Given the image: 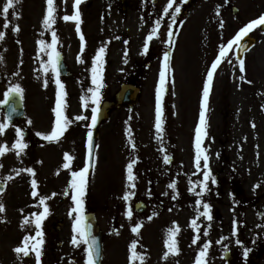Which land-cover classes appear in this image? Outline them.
I'll use <instances>...</instances> for the list:
<instances>
[{"label":"rangeland","instance_id":"rangeland-1","mask_svg":"<svg viewBox=\"0 0 264 264\" xmlns=\"http://www.w3.org/2000/svg\"><path fill=\"white\" fill-rule=\"evenodd\" d=\"M246 1L254 2V6L264 4V0H186V2L176 0L181 12L172 26L175 33L174 43L169 45L166 43L169 30L167 25L172 23V20L170 15H163V8L166 7L168 0H161L157 5H154L152 0H140L142 7H149L147 10L135 7L137 0H127L125 14L122 12L121 0H82L79 5L80 30L85 41L82 53L76 23L63 20V16L74 14V0H55L56 22L51 29H45L43 25L47 9L46 0H20L15 9L18 17L10 13L8 29L3 27L5 19L0 15V31L6 33L5 39L0 41V56L3 57V61L0 62V98L4 97L9 82L19 83L25 90V107L27 106L31 117H34L35 111L39 109L42 99L47 102L48 96L56 98L57 87L52 74L49 72L46 77L41 69V60H47V56L40 52L38 43L41 39L51 43L52 31L57 33V50L64 53L62 51L64 49L67 53L65 61L74 74L71 79L68 78L66 85L68 82H79L81 74L89 77L92 60L101 47L105 48L102 68L104 87L101 89L102 97L105 94L103 100L108 99L106 95L108 92L109 95L111 92H118L122 84L130 83L132 80L139 82L141 95L131 108L132 111L124 108L116 114V118L119 117L121 145L124 147L121 151L123 163L121 167L116 163L114 166L104 165L97 168L98 176H94L92 185L94 202L92 209L94 213L96 212L97 223L103 234L102 264H129L130 244L127 241L130 236L126 233L125 227L127 211L120 199L122 190H137L138 187L142 200H147L148 197L153 199L154 192H158L162 198L172 199L177 192L178 195L183 194V189H176V192L172 189L166 190L171 182L175 181L177 187H190V179L202 180V171L194 175L197 172L194 166V141L195 129L199 124L207 65L214 54L218 53L220 45L226 43L237 28L233 23L237 16L232 14L231 7L237 6L241 9L239 13H245L246 7L242 8L238 4ZM4 2L5 0H0V7ZM150 7H153V10ZM217 9L220 12L219 16L216 15ZM263 10L264 8H259L258 12H254V16ZM240 18L245 20L246 16L242 14ZM157 19L161 20L159 36L149 42V51L145 54L143 52L145 39ZM221 21L224 23L223 28L220 27ZM15 25L19 26V32L12 31V26ZM256 36L254 49L256 57H252L254 54L252 53L247 60L246 66L250 70L247 79L249 81L253 79L254 67L258 68L261 71L259 74L261 87L264 85V31L260 30ZM109 42L111 45L107 50ZM166 51L171 53L165 86L168 87L169 94L166 95L165 92L161 101L164 129L161 142L157 140L155 130L156 89ZM78 56L83 62L78 61ZM230 58L234 59L232 56ZM79 63L84 65L86 72L83 70L75 74L74 67ZM230 66L233 65L227 60L218 66L215 92L210 91L205 113L207 136L202 142V148L207 150L209 168L212 176L216 178V183H212L210 178L209 190L202 197L190 192L192 212L189 215L182 212L181 220L178 219L175 224V228L179 226L176 235L178 254L164 257V253L168 251L165 241L169 229H173L174 226L164 231L162 226H157L152 220L149 221L147 228L142 231L144 236L137 247V252L146 254L143 264H194L198 252L209 241L211 244L208 249V264H225L217 181H223L225 187L221 196H232L229 182L241 185L246 196L258 195V198L264 196V101L259 100L258 92L252 84V90L247 98V111L242 117L230 98L223 99V94L228 90L224 87H230L234 80ZM233 70H236L235 66ZM16 73L19 75H15ZM45 79L48 80L47 87L44 86ZM236 80L238 81L237 78ZM61 81L64 84L62 79ZM129 135L136 145L135 150L129 144ZM161 147L166 149V153L160 151ZM111 152L114 158L116 150L113 149ZM165 154L172 157L169 164L163 162ZM133 158L137 159L134 174H138V184L134 189L127 186L126 172V166ZM201 164L203 165V161ZM122 167L125 171L123 175ZM70 189L69 183L63 181L56 190L63 202L69 201L68 197L72 195ZM65 191L68 195L64 194ZM8 196L9 193L8 195L6 193L0 197V202L5 201ZM196 199H201L211 206L212 220L200 217L198 220L200 238L193 244V238L197 233L194 231L193 236L190 234L192 228L190 221L197 216ZM146 204L148 207L145 218L155 211L154 201H148ZM63 211H69L67 206H63ZM181 211H185L184 207L181 205L179 209L177 206L176 214L179 215ZM200 211H203L202 206ZM176 214L171 213L170 217ZM66 216L61 215L62 218ZM13 230L15 233L12 232L9 237L0 234V264H37L36 257L28 259L14 252V248L21 244L23 237H20L21 233L19 234L15 228ZM204 231L208 232L207 236L203 234ZM64 234L68 236L67 229L61 233V238ZM15 239L20 242L16 244ZM135 240H138V235ZM71 245L70 239H67V246ZM83 253L85 254L84 250ZM85 259L86 256L82 264H85ZM66 261L70 264V260ZM136 264H140V261L137 260Z\"/></svg>","mask_w":264,"mask_h":264},{"label":"flooded vegetation","instance_id":"flooded-vegetation-1","mask_svg":"<svg viewBox=\"0 0 264 264\" xmlns=\"http://www.w3.org/2000/svg\"><path fill=\"white\" fill-rule=\"evenodd\" d=\"M135 7L139 9H148L146 7H142L140 4V0H137ZM146 2V1H145ZM240 7H246L245 13L241 12L239 7H231L232 14L237 16V19L233 22L236 24V30L231 34V36L226 40V42L232 39L236 33L242 28L244 25L248 24L250 21L257 19L259 16L264 15V10L260 12L256 17L254 16V12H258L259 8H264V4H259L254 6V2L246 1L240 2L238 4ZM153 10V7H150ZM246 16V19L240 18L241 15ZM262 31L260 28H254L247 35L252 37V39L257 42V33ZM246 37V36H245ZM111 43H107V50ZM255 46L244 56L245 62V71L241 73L239 71V63L236 58V50L233 49L232 52L229 53V57H234L230 66L231 75H234L233 83L230 84V87L225 86L224 88L228 89L223 94L224 98H230L233 104L236 106L237 110L240 111V116L244 117L246 114V107L248 97L252 90L251 85L256 88L258 92V98L262 102L264 101V85L260 87V77L259 74L261 71L254 67L253 74V82L249 83L247 79L250 70L249 67L246 66L247 60L249 56L256 57L254 49ZM63 48V47H62ZM61 48V49H62ZM60 52L63 56V60L66 63V55L64 49ZM67 54V53H66ZM218 54V53H217ZM212 57L207 68L209 69L211 63L215 59L216 55ZM109 56V52H108ZM226 61V60H224ZM223 63V62H222ZM236 67V70H233V67ZM76 68V72L83 71L86 72L84 65L79 63ZM207 69V70H208ZM71 76L68 78L71 79L73 77V73L71 72ZM81 80L76 83L68 82L66 85V81L68 78L60 77L64 81L65 91L67 93L66 96V108L65 112L69 119L73 120V123L68 127V131L65 132L64 136L59 140V142H49L41 137L36 135L37 132L48 134L51 132L55 116L52 109L55 107L56 98L54 96L47 99L45 102L42 99V103L40 104L39 109L34 113V117L28 113L27 106L25 107V98L23 100V108L25 109V116L22 119L15 118L12 122L11 126L6 130L3 136H0V144L7 143L10 147L15 141V127H20L24 130L25 133V141L28 143V148L25 152L17 157L14 152L7 153L4 157H0V163L3 164V168H0V180H3L4 177L8 175H12L13 179L6 182V185L3 187L2 192H0V197H3L6 193L9 196L5 201H2L5 211L0 213V234L6 237H9L11 233H15L13 228H15L20 237H24L26 235H35L34 224L23 225V220L25 216H30L31 213L42 211V207L38 208V200L39 196L50 197L46 203L49 207L50 214L43 221V232H44V245L42 252V261L41 264H65L66 260H70V264H82L84 260L83 250L85 249V245L81 244L80 247H75L71 243V239L73 236L72 225L73 218L69 217V211L72 207H74L71 196L68 197L69 201H62V198L59 197L56 193V190L61 186L62 182H68L72 179L71 172L68 169L63 167L64 154L68 153L74 157V160L71 164V170L79 171L86 164L87 159V127L86 124L90 123L89 121H76L74 118L78 115H85L91 117V109L89 108L85 111L81 105V96H90L91 93H88V88L94 87L91 81V74L89 77L87 75H79ZM243 77V79H241ZM238 79V81L236 80ZM85 80V81H84ZM135 81V80H134ZM217 81V73L214 75V81L211 88V92H215V86ZM117 92H109L107 95L108 99H105V94L102 97L101 94V102H100V110L102 107V103L111 102ZM256 95V94H255ZM4 97L0 98L2 101ZM225 100V99H224ZM227 102H229L227 100ZM4 104H0V121H3L6 118V110L3 108ZM35 107L37 105L35 104ZM124 109V108H123ZM121 110H114L110 114L109 119L102 123L100 128L97 131L93 130L94 142L97 146L94 151V166L90 167L89 173L87 175V186L84 196V206H85V215L93 212V197H92V185L94 182V176L96 174V169L99 167L105 166H114L117 165L121 167L123 163L122 153L121 151L124 149L121 145V136H120V126H119V117L116 118V114ZM132 111L131 109L129 110ZM28 115L30 118H28ZM28 120H31L32 123L29 125L27 123ZM115 149V157L112 158L111 150ZM136 165V164H135ZM33 168L35 170V179L37 180V192L38 196L33 197L31 188V180L33 177L28 174L26 171L20 173V175H16L13 169H27ZM123 168V167H122ZM124 168L121 170V175L124 174ZM98 176V175H97ZM138 174H136V177ZM123 177V176H122ZM137 180L135 184L137 186ZM234 182H229V185L232 186ZM239 185V184H238ZM218 186V196H219V207H220V218H221V228H222V238L223 239V250H224V260L225 264H264V196L263 198H258V195H244L242 186L239 187V192H236L235 189L232 191V196H221L224 191L223 181H217ZM183 189V194L178 195L176 199L162 198L158 192H154L155 197L151 199L147 198V202L142 200L141 191L137 190H129L124 189L120 193V199L125 205L124 209L127 211L128 206L132 207L133 216L132 219L129 220L127 215L125 214V224L126 233L130 236L128 238L127 243L131 245V243L135 240V237L138 235L137 247L139 246V241H141L144 233L142 232L147 228L149 221L152 220L157 224V226H162L164 231H167L170 226H174L175 228L176 221L181 220L182 212H185V215H189L192 212L190 208V198H189V187L181 186L176 189ZM170 188H166L169 190ZM10 191V192H9ZM132 191L135 195L129 200L125 201L123 196L126 192ZM70 192L73 194V190L70 189ZM56 195L53 196L52 194ZM241 193L242 196H237ZM176 200V202L174 201ZM148 201H154V213H150L148 217L145 218V214L147 212V204ZM67 206L69 211H63V206ZM181 205L184 207L185 211H181L179 215L176 214L177 206L181 209ZM23 209V212H21ZM171 213H175L177 215H173L170 217ZM61 215H67L66 217H61ZM75 216V213H73ZM61 217V218H60ZM234 222L236 225V235H233V226ZM136 223H142V228L139 234H135L131 231V228ZM23 225V226H22ZM68 230V236L63 235L61 238V233L64 230ZM154 231V230H153ZM115 232L117 230L115 229ZM194 230L190 228V234L193 236ZM181 237L183 236L180 235ZM19 237V239H21ZM8 239V238H7ZM67 239H70L71 246H67ZM16 240V244L20 242ZM236 240L241 241L240 245H237ZM13 245V247L16 246ZM20 245V244H19ZM18 245V246H19ZM73 247V248H72ZM248 249V256L245 257L243 255L244 250ZM140 251V250H139ZM188 253L191 254V251L188 250ZM142 256L146 257L145 253L140 252ZM35 257V254H30L26 258L32 259ZM66 264H69L66 261Z\"/></svg>","mask_w":264,"mask_h":264},{"label":"snow or ice","instance_id":"snow-or-ice-1","mask_svg":"<svg viewBox=\"0 0 264 264\" xmlns=\"http://www.w3.org/2000/svg\"><path fill=\"white\" fill-rule=\"evenodd\" d=\"M20 2V0H5L2 7H0V15H2L5 19V23L3 27L5 29L9 28L8 19L10 13L14 17H18V14L15 12L16 5ZM82 0H74V14L72 15H65L63 16L64 21H74L76 23V31L80 34V41H81V53L85 47L84 36L80 30V23H81V12L79 10V5L81 4ZM182 2H186V0H182ZM47 9L46 13L43 17V25L45 29H51L52 26L56 22V7H55V0H46ZM174 5H176L174 7ZM181 7L176 4V0H168L166 7L163 8V15L164 16H171L172 23L168 24V31L167 37L168 40L166 43L172 45L174 43V36L175 33L172 31V26L175 23L176 17L180 14ZM216 15L219 16L220 12L217 9ZM264 25V15L259 16L257 19L250 21L248 24L244 25L236 35L228 40L226 43L221 44L218 50V54L216 55L215 59L211 63L209 69L207 70L206 80L203 87L202 93V102H201V111L199 116V124L195 129V141H194V148H195V157H194V166L197 170L194 175L199 174L202 171L203 178L202 180L192 181L189 180L190 187L189 192L193 193L197 197H202L209 189H208V181L211 178L212 183H216V178L212 176L211 169L209 168V155L207 154V150L202 148V142L207 136V121H206V109L209 100L210 91L214 81V75L217 72L218 66L224 61L227 60L228 63H232L231 58L229 57V53L233 51L234 46L235 50L239 52L241 48L244 46L241 44L242 39L248 35L250 31L254 28ZM220 27H224L223 21L220 22ZM161 28V20L157 19L154 22L151 31L147 35L144 45H143V52L146 54L149 51V42L152 41L154 38H158L159 30ZM12 31L19 32V26L15 25L12 26ZM6 33L4 31H0V41L5 39ZM43 35V33H42ZM19 43V41H17ZM40 46V52L44 53L47 56V60H41V69L44 72L45 76L52 74L54 78V82L57 87L56 92V102L55 107L52 109L55 120L52 127V130L48 134L37 132L36 135L41 137L42 139L49 141V142H59V140L64 136L65 132L68 131V127L73 123L72 119L66 115L65 108H66V96L67 93L65 91V85L60 79L61 70L59 68L60 64V57L61 53L57 50L58 44V37L55 31L51 32V43L41 39L38 41ZM127 44V41H125ZM104 54L105 48L101 47L98 52L96 53L95 57L92 60V67H91V81L94 87L88 88V93H91L90 96H81V105L82 108L87 111L89 108L91 109V117L85 116L83 114L76 116L74 119L76 121H89L90 123L86 124L87 127V159L85 166L80 169L79 171L71 170V164L74 160V157L68 153L64 154V161L63 167L65 169L70 170L71 172V181L69 187L73 190V194L71 199L73 201L74 207H72L69 211V217L73 218V225L72 231L73 236L71 239V243L75 247H80L81 244L85 245V264H98V261L101 258L102 250L100 246V242L98 239L92 235L91 223L88 220V217L85 215V206H84V196L87 186V175L89 173L90 167L94 166V151L97 147L94 142L93 130L97 126V122L99 119V112H100V102H101V89L104 87L103 83V64H104ZM127 55V53H125ZM170 57L171 53L169 51L164 52L163 55V64L159 73L160 79L159 84L156 89V108H155V130L157 133V140L162 142L163 137L162 133L163 129V109H162V97L166 91V73L170 67ZM237 60L239 63V71L243 73L245 71V62L243 59L237 55ZM3 61V57L0 56V62ZM78 61L83 62L80 60L78 56ZM22 63V61H21ZM127 63V60H125ZM15 75H19L16 73ZM243 79V77H241ZM250 83V81H249ZM48 80H44V86L47 87ZM24 88L19 83L9 82L7 90L4 92V99L0 101V104H8L10 99L18 98L19 102L22 104L24 100ZM16 112V107L12 106L11 111L7 114L6 118L3 121H0V136H3L6 130L12 124V113ZM27 123L31 125L32 121L28 120ZM253 127L255 125L253 124ZM129 133L131 129L128 130ZM15 141L9 147L7 143L0 144V157H4L9 152H14L17 157H20L25 150L28 148V143L25 141V133L24 130L20 127H15ZM129 144L131 145L132 149L135 150L136 145L129 135ZM160 151L166 153V149L161 147ZM172 160V157L165 154L163 157V162L165 164H169ZM203 161V165L201 164ZM137 163V159L133 158L126 166L127 172V181L128 187L134 189L136 187L135 181L137 179L136 175L134 174V165ZM0 168H3V164L0 163ZM16 175H20L21 172L26 171L30 174L33 179L31 180V188L33 189L32 195L33 197H37L39 194L37 192V180L35 179V170L33 168L27 169H13ZM13 179L12 175H8L0 180V192H2L3 187L6 185L7 181ZM168 187L176 192L177 184L175 181L171 182ZM199 188V191H197ZM65 195H68V192L65 191ZM53 196L56 194L53 193ZM135 195L134 192L128 191L124 194L123 199L127 202ZM167 195V193H165ZM176 195H173V199H176ZM50 197L39 196L38 205L37 207H42V211L33 212L30 216H25L23 220V225H30L34 224L35 228V235H26L23 237L22 242L19 246L14 248V252L18 256L27 257L30 253H34L36 257L37 264H41V256L43 252V245L44 241V232H43V221L47 218L50 214L49 207L46 201ZM195 205L197 208V216L190 221V226L193 230L197 233L194 236L192 243L196 244L199 240V232H200V225L198 224V220L200 217L206 218L208 221L212 220L211 215V206L208 203H204L201 199H196ZM202 206L203 211H200V207ZM5 211V207L2 202H0V213ZM23 212V209H21ZM75 213V216H73ZM126 215L129 220L132 219L133 211L132 207L129 205L127 208ZM151 219V217H148ZM22 225V226H23ZM210 226V225H209ZM142 228V223H136L131 228V231L135 234H139ZM179 232V226L174 229H169V235L167 240L165 241V246L168 251L164 253V257L167 258L169 254L176 255L179 252L177 247V240L176 235ZM205 236L208 235L207 231L203 233ZM233 235H236V225L234 222L233 226ZM226 239V238H222ZM217 243H221V241H217ZM237 245H240L242 242L237 240ZM211 242H207L203 245V247L198 252L194 264H208L207 256H208V249L210 247ZM129 264H136L137 260L140 261V264H143L144 257L142 254L137 252V242L134 240L129 248ZM248 249L244 250L243 255L245 257L248 256Z\"/></svg>","mask_w":264,"mask_h":264},{"label":"water","instance_id":"water-1","mask_svg":"<svg viewBox=\"0 0 264 264\" xmlns=\"http://www.w3.org/2000/svg\"><path fill=\"white\" fill-rule=\"evenodd\" d=\"M159 0H154V2H158ZM122 5H123V10L124 12L126 9L124 8L126 5V0H122ZM252 41L249 39H244L242 42V45L244 46L241 48V51H247L250 46H252ZM243 54V53H242ZM59 68L61 70V75L62 76H68V71L66 68V65L63 64L62 58L60 57V64ZM139 89L138 87L134 85H122V88L120 92L117 95V98L114 102L112 103H104L103 107L101 109V112L99 113V119L98 122L101 124L102 122L106 121L109 118V114L112 112L114 108L120 109L123 108V106H132L133 103H136L139 99ZM12 106L16 107V112L12 113V119L16 117H23L24 115V109H23V103L21 104L18 100V98L10 99L9 103L4 106V108L7 109L8 112L11 111ZM89 222L91 223V233L94 235L98 241L100 242L102 254L101 258L98 261V264H101L102 259H103V244H102V234L99 230L98 223H96V217L94 214L87 215Z\"/></svg>","mask_w":264,"mask_h":264}]
</instances>
